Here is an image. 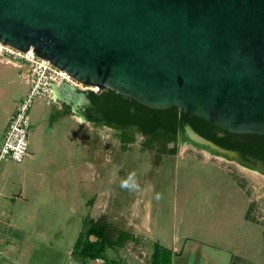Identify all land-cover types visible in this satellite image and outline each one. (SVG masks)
<instances>
[{"label":"rangeland","instance_id":"obj_1","mask_svg":"<svg viewBox=\"0 0 264 264\" xmlns=\"http://www.w3.org/2000/svg\"><path fill=\"white\" fill-rule=\"evenodd\" d=\"M24 71L0 63V142L28 92ZM59 107L36 98L29 111L27 159L39 152L34 171L58 178L62 198L48 200L42 186L43 215L27 226L48 232L27 251V264H56L61 254L64 264H150L154 244L170 251L171 264H264L263 173L182 139L164 152L137 133L124 144L112 129L77 122ZM5 165L18 163L3 160L0 170ZM133 173L132 186L121 187ZM101 215L139 236L142 249L133 251L142 263L126 245L107 249L99 263L71 255L83 220Z\"/></svg>","mask_w":264,"mask_h":264},{"label":"water","instance_id":"obj_2","mask_svg":"<svg viewBox=\"0 0 264 264\" xmlns=\"http://www.w3.org/2000/svg\"><path fill=\"white\" fill-rule=\"evenodd\" d=\"M0 43L147 108L264 136V0H0ZM55 89L84 120L76 90ZM179 139L241 163L188 124Z\"/></svg>","mask_w":264,"mask_h":264},{"label":"trees","instance_id":"obj_3","mask_svg":"<svg viewBox=\"0 0 264 264\" xmlns=\"http://www.w3.org/2000/svg\"><path fill=\"white\" fill-rule=\"evenodd\" d=\"M90 95L93 104L103 111L102 116L95 119L97 123L118 122L125 130L134 128L130 137L125 132L118 135L124 144L133 143L135 138L132 136L139 132L145 139V147L164 152L168 145L177 144L178 132L188 124L216 145L242 150L264 162V136L246 135L248 143L237 146L216 138L214 132L220 130L218 127L201 118L185 115L179 109L153 110L110 90H103L100 94L90 92ZM168 152L174 153V150ZM133 239V235L115 228L103 215L97 219L85 218L71 255L82 262L104 260L107 249L123 248ZM150 264H171L170 251L154 244Z\"/></svg>","mask_w":264,"mask_h":264},{"label":"crops","instance_id":"obj_4","mask_svg":"<svg viewBox=\"0 0 264 264\" xmlns=\"http://www.w3.org/2000/svg\"><path fill=\"white\" fill-rule=\"evenodd\" d=\"M26 93L22 95L18 103L25 97ZM46 101L54 106L55 104L66 105L57 89H54L52 97L46 99ZM16 106L6 121L5 127L13 116ZM70 112L69 118L80 122L79 117L72 109H70ZM36 155H39V152H34L28 159V155H26L25 159L14 168L5 165L0 170V264H27V251L33 249L36 243L42 244L41 241L43 240L41 239L48 231L36 230V225L34 227L27 226V222L30 223L29 218L43 215L41 211L44 206L41 208L42 199L40 198L42 196V186L46 187L48 200L62 198L61 192L59 193L60 190L55 193L56 185L60 183L58 178L44 177L38 170L39 167L34 171V166L38 165ZM34 172L36 176H33ZM28 174L31 175L28 177ZM55 213L57 214L56 210ZM50 231H53V229ZM32 232L34 233L32 234ZM127 232L133 235L134 239L127 243L126 247L135 256V259L142 263L143 258L138 257L142 253L138 254L133 251V249L137 251L142 249L139 236L135 232ZM57 260L56 264H64L62 254ZM99 262L101 261H94V263Z\"/></svg>","mask_w":264,"mask_h":264},{"label":"built area","instance_id":"obj_5","mask_svg":"<svg viewBox=\"0 0 264 264\" xmlns=\"http://www.w3.org/2000/svg\"><path fill=\"white\" fill-rule=\"evenodd\" d=\"M0 63L16 68H25L21 76L26 80L28 92L17 104L0 142V162L10 160L21 163L27 155L29 111L36 98L49 99L52 97L54 89L62 85L70 86L80 92L92 93H97L98 88L77 81L53 66L49 61L35 55L31 49L22 52L0 43Z\"/></svg>","mask_w":264,"mask_h":264},{"label":"flooded vegetation","instance_id":"obj_6","mask_svg":"<svg viewBox=\"0 0 264 264\" xmlns=\"http://www.w3.org/2000/svg\"><path fill=\"white\" fill-rule=\"evenodd\" d=\"M102 92H103V90H98L97 93H95V94H100ZM76 94L79 98H82L81 103L77 107H78V112L80 113V115L82 116V118L84 120H86L87 122L94 124V125H98V126L107 127L109 129H112V131H115L117 133V135H122L123 132H125L127 134V136L130 137L131 134H133V132H131L132 130H134L133 127L127 128L125 130L124 127L122 125H120L118 122H115V123L111 122L109 124L97 123L95 121V119H97V117L100 118L103 114V111L100 110L99 108H97L93 104V101L91 100L90 92H80V91L76 90ZM59 108L60 109L63 108V110L66 111V110H70L71 106L60 104ZM138 134L141 135V133H139V132H138ZM180 135H181V130L178 132V138ZM214 136L221 141L230 142V143H233L234 145H237V146L246 144L249 141V138L245 137L246 135H233V134L229 135L227 132H223L222 130H218V131L214 132ZM132 137H134V135ZM221 148L239 153L241 156V160L239 162H241L240 164H242L243 166H247L249 168L252 167V169L258 168L257 164L254 161L260 162L264 165V162L262 160L254 157V156H252V155H250V154H248L242 150L225 148V147H221Z\"/></svg>","mask_w":264,"mask_h":264},{"label":"clouds","instance_id":"obj_7","mask_svg":"<svg viewBox=\"0 0 264 264\" xmlns=\"http://www.w3.org/2000/svg\"><path fill=\"white\" fill-rule=\"evenodd\" d=\"M133 177H134V173L130 174L127 180H123L121 182V187H124V188L131 187L132 185H130L129 182L133 180Z\"/></svg>","mask_w":264,"mask_h":264}]
</instances>
